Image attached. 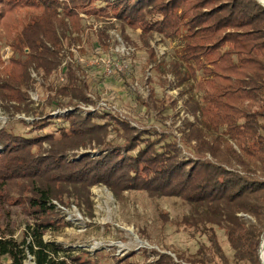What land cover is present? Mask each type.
<instances>
[{"label":"trees","instance_id":"1","mask_svg":"<svg viewBox=\"0 0 264 264\" xmlns=\"http://www.w3.org/2000/svg\"><path fill=\"white\" fill-rule=\"evenodd\" d=\"M80 12L113 15L127 40L126 29H140L146 47L153 33L178 40L181 48L174 59L157 62L148 48L147 64L172 74L180 95H187L184 110L193 120L183 118L174 134L137 128L107 113L75 112L56 119L63 122L57 133H41L48 120L28 125L35 133L30 137L0 129V196L14 193L36 218L20 238L0 226V264H24L28 256L34 264H88L74 255L75 248L46 241L44 235L70 225L53 200L68 206L70 196L88 199L89 187L96 184H105L116 196L142 190L151 197H180L190 212L178 224L207 228L222 264L230 262L214 227L223 231L233 264H261L264 6L256 0H0V40L12 49L0 69L5 106L13 101L18 110L26 104L31 66L49 75L62 60L64 40L81 41ZM99 36L106 47V34ZM66 71L67 84L50 100L60 105L87 101L77 69L70 65ZM66 97V103H58ZM137 100L155 110L154 102ZM111 131L120 142L108 139ZM80 148L89 150L76 158ZM160 216L168 220L165 213ZM244 216L254 222L246 223ZM175 256L177 261L162 253L155 264H207L203 257ZM125 258L117 262L131 264Z\"/></svg>","mask_w":264,"mask_h":264},{"label":"rangeland","instance_id":"2","mask_svg":"<svg viewBox=\"0 0 264 264\" xmlns=\"http://www.w3.org/2000/svg\"><path fill=\"white\" fill-rule=\"evenodd\" d=\"M100 6L102 10L103 3ZM79 16L84 23L81 41L64 40L62 60L52 73L45 75L34 66L29 68L30 86L24 90L26 104L21 103L20 109L16 110L15 102L5 106L0 100V129L30 137L35 133L28 125L36 126L48 120L46 128L40 129L41 133H57L63 122H56V119L75 112L82 115L107 113L127 119L137 128L153 126L174 134L183 118L193 120L184 110L187 95H180L182 89L175 86L172 74L147 64L148 48L152 49L157 62L167 63L174 59L181 48L178 40L162 39L153 33L146 47L140 38V29H126L129 40L125 39L113 15L98 18L80 12ZM101 33L107 36L106 47L100 41ZM11 55V46L0 40V69L9 62ZM107 59L123 68H116L111 75L105 74L102 61ZM70 65L77 69L78 77L86 86L84 97L87 101L55 104L50 99L62 85L67 84L66 70ZM137 96L154 102L155 110H146ZM67 101L68 97L58 103ZM109 115L104 116L109 118ZM109 135L112 142H120L113 131ZM86 150L89 149L80 148L76 158ZM91 154L97 155L98 152ZM4 192L7 191L1 190L2 194ZM3 197L0 196V226L13 232L15 238H20L21 231L33 224L36 218L18 202L14 193ZM87 198L70 196L67 202L71 204L68 206L53 200L51 205L70 225L63 226L59 233L47 232L44 240L75 248L74 255L88 264H125L117 262V258L124 257L131 264H155L162 253L175 261V255H182L184 258L203 257L207 264H222L211 249L207 228L194 229L178 224L190 212L189 205L180 197H151L142 190H125L116 196L105 184H96L89 187ZM161 213H165L168 220H162ZM244 220L248 224L254 222L249 216H244ZM214 231L230 264H233L232 252L223 231L216 227ZM24 264L34 263L28 257Z\"/></svg>","mask_w":264,"mask_h":264},{"label":"built area","instance_id":"3","mask_svg":"<svg viewBox=\"0 0 264 264\" xmlns=\"http://www.w3.org/2000/svg\"><path fill=\"white\" fill-rule=\"evenodd\" d=\"M263 5V4H262ZM64 61H66V60H64ZM67 62V61H66ZM103 62V64H104V68H103V71L105 72V74H107V75H111V74H113L117 69L116 68H118V69H122L123 67L120 65H113L112 64V62L109 60V59H107L106 61H102ZM65 64V62H63V65ZM64 69V68H63ZM33 70V69H32ZM34 73V72H33ZM32 73V74H33ZM28 257H31V256H28Z\"/></svg>","mask_w":264,"mask_h":264},{"label":"bare ground","instance_id":"4","mask_svg":"<svg viewBox=\"0 0 264 264\" xmlns=\"http://www.w3.org/2000/svg\"><path fill=\"white\" fill-rule=\"evenodd\" d=\"M259 1L264 4V0H259ZM259 257L261 264H264V233L262 235V239L259 246Z\"/></svg>","mask_w":264,"mask_h":264},{"label":"water","instance_id":"5","mask_svg":"<svg viewBox=\"0 0 264 264\" xmlns=\"http://www.w3.org/2000/svg\"><path fill=\"white\" fill-rule=\"evenodd\" d=\"M263 4V3H262ZM263 6H264V4H263ZM261 239H262V237H261Z\"/></svg>","mask_w":264,"mask_h":264}]
</instances>
